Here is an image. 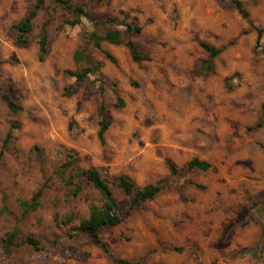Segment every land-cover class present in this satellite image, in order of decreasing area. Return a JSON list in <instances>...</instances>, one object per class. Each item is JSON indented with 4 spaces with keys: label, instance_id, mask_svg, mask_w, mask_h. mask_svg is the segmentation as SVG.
<instances>
[{
    "label": "rangeland",
    "instance_id": "1",
    "mask_svg": "<svg viewBox=\"0 0 264 264\" xmlns=\"http://www.w3.org/2000/svg\"><path fill=\"white\" fill-rule=\"evenodd\" d=\"M36 1L0 0V96L8 93L22 107L12 113L0 97V264H113L76 230L101 198L80 178L82 191L71 195L68 173L60 174L69 149L78 167L97 169L110 185L119 175L140 187L169 177L166 158L180 169L163 192L132 209L111 186L125 216L101 231L113 257L264 264V0H240L248 19L233 0H68L88 13L74 27L64 25L76 17L72 11L45 0L28 46L17 47L12 26ZM123 22L140 29L133 40L149 61L134 62L125 44L95 48L86 41L94 29L124 32ZM44 25L49 45L39 61ZM198 41L225 47L209 72L200 69L209 54ZM96 65L63 96L76 85L72 72ZM101 105L112 121L103 146ZM194 158L211 168L188 171ZM39 189L38 208L24 212ZM14 230L15 246L6 252L5 234Z\"/></svg>",
    "mask_w": 264,
    "mask_h": 264
},
{
    "label": "trees",
    "instance_id": "2",
    "mask_svg": "<svg viewBox=\"0 0 264 264\" xmlns=\"http://www.w3.org/2000/svg\"><path fill=\"white\" fill-rule=\"evenodd\" d=\"M54 3L58 4L66 10H70L76 16L72 20L64 21V25L74 27L80 23L81 18H87L88 13L85 10V6L70 5L68 0H52ZM254 1V0H251ZM45 0H37L34 8L30 10L27 15L22 18L18 23L12 26V29L17 32L15 39V45L17 47H26L28 46L30 40L29 35L33 29V21L37 16V11L42 7ZM233 5L238 14L244 18L248 19L249 14L245 10L243 3L240 0H233ZM115 23V19L111 20ZM125 27L124 32L119 29H111L104 32H98L97 29H94L89 35L86 36V41L92 44L95 48H99L101 43H107L111 45H121L129 49L131 58L134 62L140 64L143 61H149V57L143 52L138 44L133 40V35H136L140 32V29L134 27L131 23L123 22ZM124 38H126L124 40ZM38 59L43 61L47 52H48V37L45 29V25L42 27L41 32L38 35ZM198 45L204 49L209 57L207 60L202 61L200 64V69L203 72H209L212 68L213 61L224 51L225 47L216 48L213 45H210L203 41H198ZM83 51H78L76 53V59L80 58ZM106 57L110 62L115 63L114 58L109 54L105 53ZM99 65H96L94 68H84L79 71L72 72V77L75 78V86L68 87L64 89L63 96L71 95L76 87L81 84L89 74H93L99 70ZM1 99L5 102L7 108L12 113H18L22 110L21 105L16 103L8 93H4L1 96ZM122 102L118 101L117 106H121ZM262 115L264 116V105L261 108ZM99 122H98V131L97 139L99 143L103 146L105 144V134L111 126V119L107 116L105 107L100 106L99 109ZM262 125V122L256 124V128H259ZM18 126L16 124H10L7 134L5 135L3 145L7 144L12 136V131ZM254 127V128H255ZM0 153V162H1ZM78 157L77 153L73 149H69L64 157V163L62 165V170L60 174H67V178L64 180L65 184L71 189L70 193L73 197L78 196L82 191L81 183L76 181L77 179H84L87 184L91 185L92 188L98 192L101 198L100 206L93 205L91 206L88 217L80 221L76 230L80 233L85 234L90 242L97 248L101 249L105 254L111 257L113 264H138L137 262L128 261L126 259L113 257L109 251L106 243L103 242L101 238V231L105 227H114L119 225L125 216L123 215L122 205L115 199L114 192L111 186L117 188L123 195L128 198L129 209L134 208L139 203L143 201H148L154 199L157 195L163 192L169 186V178L176 177L180 173L175 164L168 158L165 159L169 177L161 178L158 181L147 184L145 186H137L131 180H129L124 175L117 176L116 180L110 185L103 178L100 172L95 168L82 169L78 167ZM211 168V165L208 162L194 158L187 162L186 169L188 171H207ZM67 172V173H66ZM197 188L202 189V187L197 186ZM43 190L39 189L31 198V203H23L24 212L28 209H36L39 206L40 199L42 197ZM58 215H55V220L57 221ZM67 222L72 221V217H66ZM16 237V231L7 232L3 240V246L7 251L10 247L15 246L14 241ZM25 243L29 244L35 251L40 250L39 242L31 237H28L25 240Z\"/></svg>",
    "mask_w": 264,
    "mask_h": 264
}]
</instances>
